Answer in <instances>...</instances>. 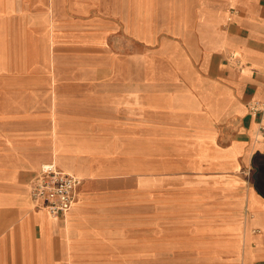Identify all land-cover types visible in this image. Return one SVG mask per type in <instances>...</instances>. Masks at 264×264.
I'll return each mask as SVG.
<instances>
[{
    "label": "crops",
    "instance_id": "1",
    "mask_svg": "<svg viewBox=\"0 0 264 264\" xmlns=\"http://www.w3.org/2000/svg\"><path fill=\"white\" fill-rule=\"evenodd\" d=\"M74 10L76 22L107 21L121 31L114 51L131 52L136 42L140 51L167 57L177 75L82 77L80 94L60 96L69 104L60 108V132L74 133L63 138L69 142L25 144L11 152L22 159L25 176L0 178V264H71L83 244L95 250L87 240H190V264H264V117L248 107L264 103V0H75ZM99 81H106L105 107L98 103ZM132 101L158 109L150 111L155 120L138 124ZM188 107L190 122L180 124L176 115ZM162 109L177 123H158ZM135 132L190 133L140 138L137 150L157 158L165 143L170 157L178 149L190 153L189 205L162 203L170 189L161 175L81 177L73 165L60 167L66 149L81 164L130 165ZM118 138L114 147L110 139ZM48 162L82 181L65 217L32 206L30 183Z\"/></svg>",
    "mask_w": 264,
    "mask_h": 264
},
{
    "label": "rangeland",
    "instance_id": "2",
    "mask_svg": "<svg viewBox=\"0 0 264 264\" xmlns=\"http://www.w3.org/2000/svg\"><path fill=\"white\" fill-rule=\"evenodd\" d=\"M74 9L75 0H0V178L25 176L22 159L18 154L16 158L11 156L14 150L16 152L30 142V146L38 149H44L46 142L60 147L59 138L64 140V137L74 135L73 132H60L65 119L60 116V108L69 105L66 98L60 96L80 94V78L177 75L167 57L140 51L144 48L136 42L132 43L131 52L114 51L119 48L117 46L121 48V31L108 26L107 21L76 22ZM104 82L99 81L98 86L100 107H105L101 95L105 93V86L101 84ZM179 101L180 104H189L185 98ZM148 103L146 107L145 102H131L132 118L138 124L155 120L150 118V111L154 113L158 109H152ZM161 103L166 105L170 102L161 100ZM51 110L52 116H44ZM164 112L162 109L161 116H156L158 123L166 125L177 123V120L187 125L190 122V107L179 110L176 120H171L170 114L162 115ZM184 135L190 136V133H132L130 165L81 164L78 159L74 160L80 155L66 149L67 157L63 158L60 167L71 170L69 166L73 165L77 169L74 172L81 177L121 175L117 172L161 175L163 188L170 189L164 192L162 203L189 205L190 192L186 189L190 188V153L188 156L185 155L187 150L178 149V152L172 151L178 154L170 157V146L165 143L158 148L157 158L154 155L147 159L149 150L137 151L140 138L155 142L156 137L159 141L160 138ZM117 142H122V139H110L114 147ZM105 143L104 138L97 144L101 148ZM99 151L106 152V149ZM43 165L47 166L49 162ZM87 241L94 242L95 250L83 244L77 259L73 258L71 264H190V240Z\"/></svg>",
    "mask_w": 264,
    "mask_h": 264
},
{
    "label": "built area",
    "instance_id": "3",
    "mask_svg": "<svg viewBox=\"0 0 264 264\" xmlns=\"http://www.w3.org/2000/svg\"><path fill=\"white\" fill-rule=\"evenodd\" d=\"M231 59L237 58L232 55ZM250 114L264 117V103L251 102ZM264 131V126L261 128ZM82 181L77 176L59 170L54 164L43 166L30 183V198L36 210L52 218L65 217L75 206Z\"/></svg>",
    "mask_w": 264,
    "mask_h": 264
}]
</instances>
